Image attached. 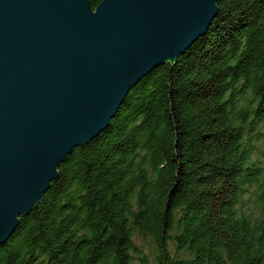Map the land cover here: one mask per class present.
<instances>
[{
  "label": "trees",
  "instance_id": "16d2710c",
  "mask_svg": "<svg viewBox=\"0 0 264 264\" xmlns=\"http://www.w3.org/2000/svg\"><path fill=\"white\" fill-rule=\"evenodd\" d=\"M216 5L67 157L0 264H264V0Z\"/></svg>",
  "mask_w": 264,
  "mask_h": 264
},
{
  "label": "water",
  "instance_id": "95a60500",
  "mask_svg": "<svg viewBox=\"0 0 264 264\" xmlns=\"http://www.w3.org/2000/svg\"><path fill=\"white\" fill-rule=\"evenodd\" d=\"M218 0H0V246L130 91L204 36Z\"/></svg>",
  "mask_w": 264,
  "mask_h": 264
},
{
  "label": "rangeland",
  "instance_id": "374dc122",
  "mask_svg": "<svg viewBox=\"0 0 264 264\" xmlns=\"http://www.w3.org/2000/svg\"><path fill=\"white\" fill-rule=\"evenodd\" d=\"M139 245H140V243H139ZM141 247H142L143 252L147 253L149 251L150 244L143 243Z\"/></svg>",
  "mask_w": 264,
  "mask_h": 264
}]
</instances>
